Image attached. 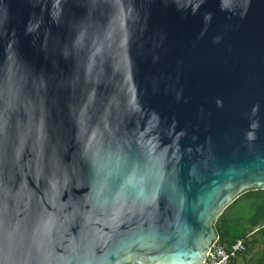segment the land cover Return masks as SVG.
<instances>
[{"label":"water","instance_id":"1","mask_svg":"<svg viewBox=\"0 0 264 264\" xmlns=\"http://www.w3.org/2000/svg\"><path fill=\"white\" fill-rule=\"evenodd\" d=\"M264 190V0H0V264H203Z\"/></svg>","mask_w":264,"mask_h":264},{"label":"trees","instance_id":"2","mask_svg":"<svg viewBox=\"0 0 264 264\" xmlns=\"http://www.w3.org/2000/svg\"><path fill=\"white\" fill-rule=\"evenodd\" d=\"M214 232L217 244L229 247L243 239L245 251L228 264H264V190L253 189L238 195L218 215Z\"/></svg>","mask_w":264,"mask_h":264},{"label":"built area","instance_id":"3","mask_svg":"<svg viewBox=\"0 0 264 264\" xmlns=\"http://www.w3.org/2000/svg\"><path fill=\"white\" fill-rule=\"evenodd\" d=\"M244 251L245 244L243 239H236L229 247L213 242L209 247L203 264H228L233 256Z\"/></svg>","mask_w":264,"mask_h":264},{"label":"crops","instance_id":"4","mask_svg":"<svg viewBox=\"0 0 264 264\" xmlns=\"http://www.w3.org/2000/svg\"><path fill=\"white\" fill-rule=\"evenodd\" d=\"M236 264H239V260H237Z\"/></svg>","mask_w":264,"mask_h":264}]
</instances>
